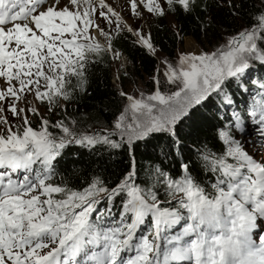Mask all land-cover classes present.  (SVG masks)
Returning a JSON list of instances; mask_svg holds the SVG:
<instances>
[{"label":"snow or ice","instance_id":"1","mask_svg":"<svg viewBox=\"0 0 264 264\" xmlns=\"http://www.w3.org/2000/svg\"><path fill=\"white\" fill-rule=\"evenodd\" d=\"M127 4L138 19L199 8L205 39L84 129L67 104L91 69L120 59L122 34L158 56L151 34L108 0H0V264H264V0ZM213 8L243 23L213 40ZM141 144L159 150L147 168ZM72 146L94 157L83 173L64 174Z\"/></svg>","mask_w":264,"mask_h":264},{"label":"trees","instance_id":"2","mask_svg":"<svg viewBox=\"0 0 264 264\" xmlns=\"http://www.w3.org/2000/svg\"><path fill=\"white\" fill-rule=\"evenodd\" d=\"M251 7L250 4H244L243 11L247 12ZM170 17L173 22V28L169 26L166 17ZM164 18H156L149 16L148 30L152 36L153 43L158 51L169 59H173L177 47L186 37H191L197 43H201V38L204 33L198 25L202 20L206 21L208 15L199 8L191 15L182 13L169 14ZM212 16L215 26L210 28V35H215L222 30L231 31L234 27L243 23V20L233 22L232 17L228 14L227 8L212 9ZM131 34H122V38L116 40L114 47L127 60L128 76H133L135 79L143 82L147 79L146 84L149 85L150 77L156 69V58L146 53L143 49L133 45ZM113 59L109 56L105 58L102 65H97L91 71L94 73L89 77L87 86V94L77 97L76 101L67 104V112L73 119L81 122L84 129H99L112 119V113L116 111L120 103V98L117 96V90L111 82V71ZM127 76H121L122 88L125 87ZM55 118V117H54ZM211 131L203 132L201 139L211 136ZM190 143V141H188ZM81 152L85 154L81 156ZM159 150H153L152 146L145 147L143 144L136 151V159L142 168H147L157 159ZM94 157H90L86 150L80 149L78 146H72L67 150L64 156L62 165L66 171L76 170L83 173L88 169ZM163 159V157H160ZM120 161L119 167L127 164L126 155H118L112 157V162ZM164 165L167 168H175L176 165L171 159L165 160ZM95 167V165H92ZM116 170V169H114Z\"/></svg>","mask_w":264,"mask_h":264},{"label":"rangeland","instance_id":"3","mask_svg":"<svg viewBox=\"0 0 264 264\" xmlns=\"http://www.w3.org/2000/svg\"><path fill=\"white\" fill-rule=\"evenodd\" d=\"M108 2L114 6L116 11L120 12L123 16H125L127 23H129L131 26H134V27L138 26L144 32L149 33V30H148L149 16L141 17L139 19L135 16H130V9L128 7L127 0H108ZM166 21L169 24V26L173 28L174 24L171 18L167 16ZM219 36H220V32L212 36L210 35V38L215 40L219 38ZM204 39L205 37L203 36L201 38V42H203ZM197 44L199 43H197L191 37L184 38L182 43L177 47L173 59L176 57L178 52L189 51L195 48ZM155 58L157 62L156 68L162 67V65H160V59L164 58V56L158 51V56H156ZM127 65H128L127 60L123 55H121L119 60L113 59L112 61L111 82L117 91L122 87L120 81H121V76L123 75L127 76V80H126L127 82H126L125 87L123 88L125 92L138 94L137 89H143L147 91L148 89L152 87L151 83H149V85L146 84L147 79H144V81L141 82L135 79L133 76H128ZM41 110L43 111V109Z\"/></svg>","mask_w":264,"mask_h":264}]
</instances>
